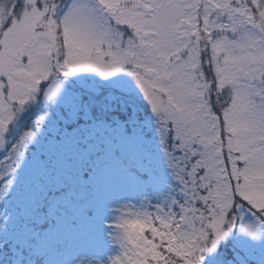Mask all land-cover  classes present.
Returning <instances> with one entry per match:
<instances>
[{
    "label": "snow or ice",
    "instance_id": "6c2138e0",
    "mask_svg": "<svg viewBox=\"0 0 264 264\" xmlns=\"http://www.w3.org/2000/svg\"><path fill=\"white\" fill-rule=\"evenodd\" d=\"M0 264H264V0H0Z\"/></svg>",
    "mask_w": 264,
    "mask_h": 264
}]
</instances>
